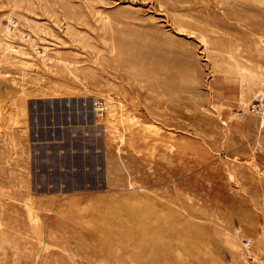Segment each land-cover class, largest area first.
<instances>
[{
    "label": "rangeland",
    "instance_id": "rangeland-1",
    "mask_svg": "<svg viewBox=\"0 0 264 264\" xmlns=\"http://www.w3.org/2000/svg\"><path fill=\"white\" fill-rule=\"evenodd\" d=\"M0 264H264V0H0Z\"/></svg>",
    "mask_w": 264,
    "mask_h": 264
}]
</instances>
